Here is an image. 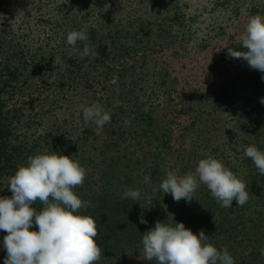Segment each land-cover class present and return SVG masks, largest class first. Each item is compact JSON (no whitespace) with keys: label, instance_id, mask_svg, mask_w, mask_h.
Masks as SVG:
<instances>
[{"label":"trees","instance_id":"16d2710c","mask_svg":"<svg viewBox=\"0 0 264 264\" xmlns=\"http://www.w3.org/2000/svg\"><path fill=\"white\" fill-rule=\"evenodd\" d=\"M257 13L264 0H0V196L11 195L8 177L29 155L58 151L86 169L73 191L96 221L95 264H155L140 240L157 220L203 230L235 264H264V175L243 156L250 144L264 150V81L227 52L241 49L231 31ZM81 28L89 39L75 48L87 43L95 56L65 43ZM218 44L207 74L217 63L230 72L207 85L172 74L169 59L190 61ZM93 102L111 110L99 130L79 107ZM207 155L244 181L243 206L221 207L203 184L188 203L152 191L166 168L194 172ZM126 189H140V200L122 198ZM5 256L0 249V264Z\"/></svg>","mask_w":264,"mask_h":264},{"label":"clouds","instance_id":"9594fccd","mask_svg":"<svg viewBox=\"0 0 264 264\" xmlns=\"http://www.w3.org/2000/svg\"><path fill=\"white\" fill-rule=\"evenodd\" d=\"M88 39L85 29H73L67 31L65 43L80 57L95 56L87 43L82 49L75 48L77 41ZM239 41L241 49L227 48L228 55L258 70L264 81V15L248 17ZM259 99L264 105V97ZM79 107L83 121L93 123L97 130L110 122L111 110L98 102ZM243 156L264 175V150L250 144L245 146ZM85 175L86 169L72 156L53 150L29 155L25 164L17 166L8 177L11 195L0 196V230L6 233L0 239V249L6 252L3 264H95L100 259L96 221L79 211L88 201L73 191ZM143 182L150 184L151 177L145 175ZM201 184L224 208L232 207L233 199L236 206H243L249 199L244 181L213 155L200 158L194 172L178 175L166 168L165 176L152 191L158 187L163 194H171L174 201L183 198L188 203ZM121 197L139 201L141 190L126 189ZM36 201L42 204L39 210L33 207ZM139 222L147 224L143 216ZM208 237L203 230L193 233L183 222L157 220L141 234V251L145 260L155 264H235L227 248L218 249ZM259 251L264 255V248Z\"/></svg>","mask_w":264,"mask_h":264},{"label":"rangeland","instance_id":"374dc122","mask_svg":"<svg viewBox=\"0 0 264 264\" xmlns=\"http://www.w3.org/2000/svg\"><path fill=\"white\" fill-rule=\"evenodd\" d=\"M245 22H241L239 26H237L231 33H233L234 37H239L242 32ZM222 47L218 45H211L205 52L198 55L195 59L190 61H181L169 59V66L172 71V74H176L181 82H183L184 78H189L193 83L197 85H207L210 80L217 78L218 71L225 70L227 72L231 71V65H224L221 67L219 63H217L215 68V73L207 74L209 68L214 64L215 60L217 61L219 55H221ZM184 83V82H183Z\"/></svg>","mask_w":264,"mask_h":264}]
</instances>
